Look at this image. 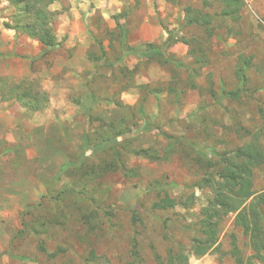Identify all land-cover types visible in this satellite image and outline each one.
Segmentation results:
<instances>
[{
	"label": "rangeland",
	"instance_id": "374dc122",
	"mask_svg": "<svg viewBox=\"0 0 264 264\" xmlns=\"http://www.w3.org/2000/svg\"><path fill=\"white\" fill-rule=\"evenodd\" d=\"M48 10L58 47L41 57L36 40L5 28L13 7L0 0V264H131L133 239L140 264H237L235 254L264 264L234 215L221 218L217 249L192 255L212 195L204 180L254 138L264 148V0H242L232 18L221 0H56ZM199 16L209 30L188 24ZM169 36V63L121 59ZM37 93L48 97L39 112L16 101ZM252 188L264 191V167ZM163 194L194 201L152 211Z\"/></svg>",
	"mask_w": 264,
	"mask_h": 264
},
{
	"label": "trees",
	"instance_id": "16d2710c",
	"mask_svg": "<svg viewBox=\"0 0 264 264\" xmlns=\"http://www.w3.org/2000/svg\"><path fill=\"white\" fill-rule=\"evenodd\" d=\"M13 7L11 23L13 27L5 25V28L16 33L25 35L36 40L42 47L41 57L48 54L49 51L58 47V43L51 29L52 13L48 8L54 4L56 0H7ZM225 9V16L238 17L242 8V0H221ZM200 24L209 30V19L207 16H199L194 18L189 25ZM122 44L125 42L124 29H120ZM173 44L172 37L169 36L167 44L162 48H154L148 46L143 52H136L127 49L121 55V59L125 56H148L154 55L161 58L164 63H169L166 57V50ZM247 65L240 70L241 81H244V72ZM241 87L244 86L241 84ZM239 92L229 94L228 98L237 100ZM22 97H16V101L20 106L27 108L31 112H39L48 103V97L45 93H37L23 102ZM151 131V127L144 125L142 131ZM167 140L171 138L163 136ZM109 142L95 146L94 151H102ZM87 148L86 143L84 147ZM219 166L215 173L216 178L213 180H204L203 184L211 189V197L207 201L206 206L201 210V221L199 222L200 238L193 241L192 255L195 257H203L213 249H217L219 225L222 217L234 215V226L241 229L243 234L249 238L252 250L257 256L264 253V191L256 193L252 188V178L254 170L264 167V148L258 143V138H254L242 148L221 156L218 162ZM65 166L60 173H63ZM194 201L193 197L183 202H177L168 195H158L157 200L152 204V211H168L178 205H189ZM132 225L140 223L135 211L131 213ZM40 252L48 258L55 257L49 255L47 250L41 245ZM59 253L62 250H58ZM12 257L11 255H9ZM131 264H140L138 242L132 240ZM236 263L241 264V260L235 254ZM17 261H27L26 258H14ZM188 258L182 255L171 256L167 263L156 258V264H187Z\"/></svg>",
	"mask_w": 264,
	"mask_h": 264
}]
</instances>
